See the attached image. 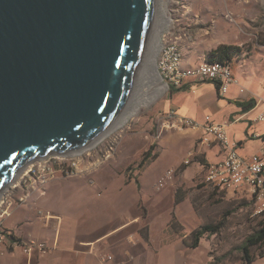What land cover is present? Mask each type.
<instances>
[{"label":"crops","instance_id":"1","mask_svg":"<svg viewBox=\"0 0 264 264\" xmlns=\"http://www.w3.org/2000/svg\"><path fill=\"white\" fill-rule=\"evenodd\" d=\"M207 13L213 18L210 27L217 45H239L244 41L242 35H249L251 28L264 26V0H224L223 5H208ZM182 65L194 63L186 64L182 55ZM232 74L239 82L231 84L224 95L219 94L214 81L185 78L180 86L164 92L160 107L163 116L174 110L199 122H205L209 115L211 120L223 123L236 152L247 159L264 152V120L254 121L264 109V78L239 68ZM248 101L253 104L245 109L242 104ZM203 135L204 131L191 128L165 131L158 138L159 151L151 162L162 155L169 156L170 162L152 182L143 179L149 165L139 172H129L126 183L125 176L113 169L90 168L89 176L56 175L31 190L24 202L12 206L3 226L17 238L44 241L50 249L46 254L35 252L30 256L19 249L10 250L0 254V264H110L102 260L105 254L123 264H206L202 242L188 247L183 240L186 235L168 230L169 218L158 224V218L152 215V209L162 204L163 195L153 193L164 187L156 189L154 184L165 170L181 168L177 179L166 182L168 193H172L174 185L190 187L202 173L205 181L206 166L223 158L221 145L216 141L202 143ZM188 153L195 165L183 164ZM113 177L117 182L112 186L105 179ZM227 192L250 197L244 189ZM153 196L157 198L154 207ZM106 207L111 210L108 217L102 215ZM46 216H50L47 223ZM139 222L145 225L142 232L137 228ZM251 264H264V257Z\"/></svg>","mask_w":264,"mask_h":264},{"label":"water","instance_id":"2","mask_svg":"<svg viewBox=\"0 0 264 264\" xmlns=\"http://www.w3.org/2000/svg\"><path fill=\"white\" fill-rule=\"evenodd\" d=\"M155 0H0V193L102 137L131 94Z\"/></svg>","mask_w":264,"mask_h":264},{"label":"rangeland","instance_id":"3","mask_svg":"<svg viewBox=\"0 0 264 264\" xmlns=\"http://www.w3.org/2000/svg\"><path fill=\"white\" fill-rule=\"evenodd\" d=\"M216 1L218 3L215 0H155L154 25L145 55L129 100L118 117L117 124L114 122L101 138L77 152H70L66 155L50 154L45 158L30 162L40 161L47 165L52 163L55 174L64 176L69 158L74 153H80L76 156L82 163L91 167L94 162L91 167L94 169L103 168L107 171L113 169L125 176V183L128 181L129 172H139L144 166L149 165L143 174V179H150L152 182L158 171L170 162V157L164 155L153 163L151 162L153 155L159 151L158 138L165 131L174 129L162 127L163 111L160 101L166 93L160 90L159 81L152 77L150 64L151 62L156 64L163 36L177 42L186 64L204 61L207 52L218 46L213 41L214 34L211 33L210 24L213 18H208L207 13L208 5H223L224 0ZM163 13L168 19L166 24L160 21ZM251 33L242 35L244 41L236 45L240 51L232 58L230 65L234 72L235 68H239L243 73H256L257 76L264 78V26L251 28ZM235 79L239 82L237 78ZM136 105L138 108L130 115ZM149 148L151 155L141 167L139 164L144 152ZM192 165L195 164L190 161L189 166ZM172 168L175 169L174 181L181 168ZM87 172L73 176H89L90 173L87 174ZM16 177L5 188L6 190L4 189L14 199L25 191V186H21L20 176ZM115 179L116 177L105 180H110L113 186L117 182ZM14 184L16 186L12 187ZM168 187L167 183L159 190L154 188L156 190L154 195L158 192L163 194L162 204L152 209L153 219L158 218L156 223L160 224L161 221L164 223V220L169 218L168 230L186 235L183 240L188 247H193L192 232L194 230L203 224L220 223L221 227L218 232L206 233L199 239L204 246L206 264H245L238 247L248 235L258 228V221L263 217L261 213H254L256 209L254 200L248 196H235L210 186L204 181L203 173L196 177L190 187L184 184L174 185L172 193L170 191L171 195L167 191ZM115 192L118 193L116 189ZM155 196L152 199V207L157 203ZM185 198L186 201H183ZM177 199L180 200L177 201ZM15 203H18V199ZM110 213L111 210L106 207L102 215L108 217ZM174 213L181 221L175 217ZM137 228H140L142 232L145 230V225L139 222ZM203 248L201 247L200 250ZM263 252L264 244L251 249V254L255 259Z\"/></svg>","mask_w":264,"mask_h":264},{"label":"built area","instance_id":"4","mask_svg":"<svg viewBox=\"0 0 264 264\" xmlns=\"http://www.w3.org/2000/svg\"><path fill=\"white\" fill-rule=\"evenodd\" d=\"M156 71L159 76V87L166 92L170 88L180 86L185 78L191 77L199 80H211L217 83L220 95H224L228 87L237 80L232 74L229 63L201 61L194 65H182V53L176 41L163 36L156 59ZM162 127L165 129L191 128L204 131L201 142L209 144L211 141L218 142L224 152V156L217 162L209 163L206 166L205 181L210 186L219 190L236 192L245 190L254 200L256 209L254 213L264 212V152L254 154L249 158L241 157L235 149V143L230 142L226 127L221 122L211 120L209 115L205 116V122H199L190 117L181 116L174 110H169L163 116ZM264 120V109L257 115L254 121ZM77 152V151H75ZM74 153L67 162L64 176H73L88 171L91 167L82 163ZM192 154L188 153L183 164H189ZM175 169L169 168L157 179L154 186L161 188L172 179ZM20 176L21 186L24 192L14 199L7 191V185L0 193V254L10 250L19 249L23 254L30 256L35 252L46 254L49 246L44 241L34 238L20 239L3 226L4 219L10 215L14 202H24L31 190L39 188L46 182L56 177L52 163L45 164L40 161L30 162L16 175ZM16 177V178H17ZM25 183V184H24ZM14 184L12 187H15ZM50 216H46L45 223ZM59 222V217H56ZM47 225V224H46ZM103 261L110 264H123L115 262L111 254H105ZM153 264V263H152Z\"/></svg>","mask_w":264,"mask_h":264},{"label":"trees","instance_id":"5","mask_svg":"<svg viewBox=\"0 0 264 264\" xmlns=\"http://www.w3.org/2000/svg\"><path fill=\"white\" fill-rule=\"evenodd\" d=\"M240 48L236 45L231 44H220L213 49H210L205 57L204 61L207 62H221L230 63L232 58L237 55ZM253 101H248L246 104L242 105L246 108L251 107ZM150 148L144 152V156L140 162V166H144L145 161L150 157ZM157 154L153 155V159ZM180 199H177V201ZM263 217L258 221V228L250 235H248L245 240L238 247L242 253V260L245 264H251L255 260L254 256L251 254V249L253 247H259L264 244V212L261 213ZM221 224H203L198 229L192 232V246L196 247L198 245L199 239L206 233H216L220 229ZM260 257H264V252L260 254Z\"/></svg>","mask_w":264,"mask_h":264},{"label":"bare ground","instance_id":"6","mask_svg":"<svg viewBox=\"0 0 264 264\" xmlns=\"http://www.w3.org/2000/svg\"><path fill=\"white\" fill-rule=\"evenodd\" d=\"M160 21L163 23V24H166L168 22V19L166 17V15L163 13V15L160 17ZM154 25V24H153ZM155 62H151L150 64V70L152 71V77L156 80V81H159V76L157 74V71H156V65H154ZM160 90H163V87L161 86L160 87ZM138 108V105H136L133 110L131 111L130 115H132L133 113H135L136 109ZM117 121V120H116ZM115 121V122H116ZM117 124V122L115 123ZM78 151V150H77Z\"/></svg>","mask_w":264,"mask_h":264}]
</instances>
